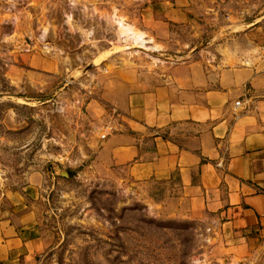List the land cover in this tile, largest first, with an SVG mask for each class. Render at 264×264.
<instances>
[{
	"label": "rangeland",
	"instance_id": "1",
	"mask_svg": "<svg viewBox=\"0 0 264 264\" xmlns=\"http://www.w3.org/2000/svg\"><path fill=\"white\" fill-rule=\"evenodd\" d=\"M153 1L0 0V189L44 171L38 264H222L173 183L95 168L94 112L110 83L213 57L264 26V0H189L187 21L160 36L141 23Z\"/></svg>",
	"mask_w": 264,
	"mask_h": 264
},
{
	"label": "crops",
	"instance_id": "2",
	"mask_svg": "<svg viewBox=\"0 0 264 264\" xmlns=\"http://www.w3.org/2000/svg\"><path fill=\"white\" fill-rule=\"evenodd\" d=\"M190 5L154 0L141 9L142 26L163 35L187 21ZM255 22L213 57L110 83L94 112L105 119L95 168L173 183L222 264H264V26ZM45 185L44 171L33 169L20 188L0 189V264L41 261L49 246L38 227Z\"/></svg>",
	"mask_w": 264,
	"mask_h": 264
},
{
	"label": "water",
	"instance_id": "3",
	"mask_svg": "<svg viewBox=\"0 0 264 264\" xmlns=\"http://www.w3.org/2000/svg\"><path fill=\"white\" fill-rule=\"evenodd\" d=\"M60 174L61 175H66V172L65 171H61Z\"/></svg>",
	"mask_w": 264,
	"mask_h": 264
},
{
	"label": "bare ground",
	"instance_id": "4",
	"mask_svg": "<svg viewBox=\"0 0 264 264\" xmlns=\"http://www.w3.org/2000/svg\"><path fill=\"white\" fill-rule=\"evenodd\" d=\"M137 36V35H136Z\"/></svg>",
	"mask_w": 264,
	"mask_h": 264
}]
</instances>
